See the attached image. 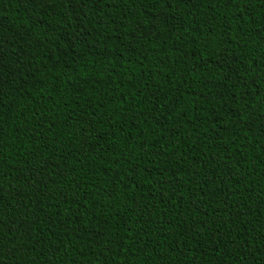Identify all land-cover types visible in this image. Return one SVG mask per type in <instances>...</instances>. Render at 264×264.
Instances as JSON below:
<instances>
[{
    "label": "trees",
    "instance_id": "obj_1",
    "mask_svg": "<svg viewBox=\"0 0 264 264\" xmlns=\"http://www.w3.org/2000/svg\"><path fill=\"white\" fill-rule=\"evenodd\" d=\"M0 264H264V0H0Z\"/></svg>",
    "mask_w": 264,
    "mask_h": 264
},
{
    "label": "snow or ice",
    "instance_id": "obj_2",
    "mask_svg": "<svg viewBox=\"0 0 264 264\" xmlns=\"http://www.w3.org/2000/svg\"><path fill=\"white\" fill-rule=\"evenodd\" d=\"M70 3H72L75 7H79L82 0H69Z\"/></svg>",
    "mask_w": 264,
    "mask_h": 264
}]
</instances>
